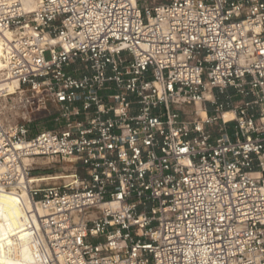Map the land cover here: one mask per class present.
Wrapping results in <instances>:
<instances>
[{
    "label": "built area",
    "instance_id": "2783aa9c",
    "mask_svg": "<svg viewBox=\"0 0 264 264\" xmlns=\"http://www.w3.org/2000/svg\"><path fill=\"white\" fill-rule=\"evenodd\" d=\"M35 4L0 80L53 127L0 120V194L49 264H264V0Z\"/></svg>",
    "mask_w": 264,
    "mask_h": 264
},
{
    "label": "bare ground",
    "instance_id": "6f19581e",
    "mask_svg": "<svg viewBox=\"0 0 264 264\" xmlns=\"http://www.w3.org/2000/svg\"><path fill=\"white\" fill-rule=\"evenodd\" d=\"M23 4L30 9L36 5L35 0H23ZM4 66L0 43V73ZM17 87V81L0 80V95L4 92L9 95L15 94ZM31 205L33 204L29 201L27 193H23L22 196L0 194V264H49L47 254L38 242L22 229L27 207Z\"/></svg>",
    "mask_w": 264,
    "mask_h": 264
},
{
    "label": "rangeland",
    "instance_id": "374dc122",
    "mask_svg": "<svg viewBox=\"0 0 264 264\" xmlns=\"http://www.w3.org/2000/svg\"><path fill=\"white\" fill-rule=\"evenodd\" d=\"M155 1L160 2L161 0ZM2 72L3 71H1V73ZM53 111L54 108L37 109L36 111H33L27 104L26 96L21 94L19 90L7 98L0 99V120L6 124L28 122V120H31V122H29V126L32 130V133L53 127L51 120V114ZM56 166L57 168L55 171L53 168H47L41 172H50L53 173V175L65 174V163L57 164ZM50 182L53 183L55 180Z\"/></svg>",
    "mask_w": 264,
    "mask_h": 264
}]
</instances>
